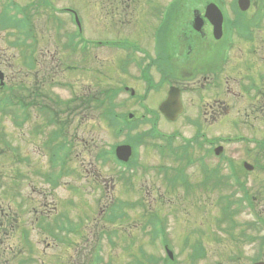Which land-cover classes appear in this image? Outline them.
I'll return each instance as SVG.
<instances>
[{"label": "rangeland", "instance_id": "obj_1", "mask_svg": "<svg viewBox=\"0 0 264 264\" xmlns=\"http://www.w3.org/2000/svg\"><path fill=\"white\" fill-rule=\"evenodd\" d=\"M53 7L57 9L65 8L67 5H73L76 9H79V18L81 19L83 25V38L88 41H111V40H123L127 37L132 38L136 36L135 28L137 30L140 28L144 29L145 26H148V23L152 26L158 21L153 13V5L151 1L148 0H130L132 3L131 6L137 7L138 3L145 2V9L143 8L144 14H141V11L138 15H127L121 16L120 10L114 14V20L112 16L107 15L106 8L108 7L109 0H53ZM184 0L183 6L179 10L178 18H183L182 13H185L184 9L186 8H198L197 0L193 1ZM154 4V3H153ZM60 6V7H59ZM188 10V9H187ZM143 13V12H142ZM52 18L45 17V25L41 24V20L38 21L34 18V27L39 36L40 42L44 40V43L49 44L48 46H42L39 49V54L44 53L46 48L55 46V43L60 45V62L54 63V66H57L55 70L49 68V64H44L36 67L32 73H37L41 76L44 72L50 71L58 72L57 77H54L53 84L54 86L48 83L44 86L46 93L50 96L49 102L56 100L58 97L60 99V112L61 119L63 120L62 131H69L65 136L64 149L67 152V155L64 156V171H62L56 165L50 164L51 152L45 151L43 144H40V137H35L32 139L33 142H27L28 139H22L20 135L13 134L12 138V147L20 148L18 150L19 157L17 159H6L2 158L0 154V171L7 168H19V174L17 175V180L22 185L21 196H19L22 201L26 199V196L31 197L33 202L28 206L27 211L24 213L27 215L26 220L29 224L30 213L32 210L31 206L39 210L37 206L40 201V196L38 192L40 190L44 191L45 204L42 207V211H48L49 214L47 218L43 220H37V223L33 224L30 237L32 238V248L35 250L31 258L34 259L33 264H55L56 261L51 259V255L57 256L59 251L63 248H72L73 241H77V237L68 236L69 240L61 246L60 250L58 246L55 248L46 247L47 244L51 243L52 247L54 242H52V231L46 230L44 227L47 223L55 227L53 224L54 220L60 215L68 217L73 222L83 218L86 222L84 227L85 230L90 228V222L95 215L102 210L104 207V212L113 205L121 206L120 203L130 201L134 208L126 210L122 208V211H126V224H120V221L115 225L108 224L109 230H116L117 235L113 236L114 246L106 245V253L109 257L113 258L121 248L120 242H125L129 245L130 239L134 238V243L132 246L133 251H138V247L142 246L143 251L148 255L149 259H159L164 258L165 253L162 248V244L157 240L154 244L150 241V228H146V222L148 220V212H152L153 207L160 201L163 203V214L166 217V239L168 242L170 251L173 252V264H192L190 254L193 252L194 246L199 243L203 249L206 250V256L204 258L194 261L195 264H248L250 262V251L249 247L245 244L235 245L236 242H232L231 239L227 238L226 233V224L219 223V228L217 226V218L219 219V213L221 214V209L218 207L219 196L224 197L230 193V190L226 184V166L225 162L231 160L237 168L242 169V179L246 182V187L250 190L251 185L254 183L255 174L258 175V182L264 179V170L258 171V167L264 168V121H259L258 116L261 115V111H252L249 112V107L243 104L241 106H235L234 101L231 98L225 99V105H227L228 110L224 111V114H221L218 117L217 114L208 111L206 114L201 112L198 109L197 104L192 108L189 106L188 111L181 116V120L175 124L167 123L165 120L159 118L157 111L156 115L159 118V121L156 124V127L151 128L149 125L145 127H138L130 132V135H135L137 133L145 132L147 136L150 133L152 136L155 133L174 136V139L177 144L181 143L182 140L190 142L191 149L196 154V157L200 158L207 152H212L214 147L217 145L221 146L222 156L220 161L217 158L213 157L211 154L208 158L195 159V165L182 166L185 172V176H190V181L193 185L196 184V190L190 191L186 194L185 190L181 187H173L172 190L167 189L166 184L168 179L165 178L160 172L162 170L172 169V167H177V162H172V157L169 159H162L160 153L155 148L157 145L161 144L160 140H156V144L152 146L139 147L135 150L136 162L138 167L133 174L127 175L124 177L123 174L119 173L121 170H124L122 167L117 166L114 163L107 164L105 166H100L99 163L95 161V155L97 151H103L110 149V146L123 142L126 138L125 132L119 136H116L113 131L107 128L106 124L101 121V117L105 114V100L100 99V94H98L99 100L96 101L93 98L92 102L90 101L88 94H93L98 89L106 87H121V81H124L121 77V73L118 69V63L123 60V53L119 49L111 50L105 48H87L85 53L80 52L78 49L75 51L71 50V41L68 42L67 39L72 37L74 33L75 26L66 14L52 15ZM117 20H123L126 23L125 26H119ZM47 24V25H46ZM135 24V25H134ZM133 26V27H132ZM135 27V28H134ZM150 27V26H149ZM142 29V30H143ZM185 28L177 32V40L181 42L183 40V34H187ZM54 30L55 33L50 32ZM1 39L11 40V39H21V36L17 33L13 34L12 37L9 35L8 31L5 29L0 30ZM23 38V37H22ZM143 39V38H141ZM143 41L144 50L147 54H152L150 49V39L144 38ZM2 42V41H1ZM165 45L160 46L159 49H168L167 55H179V56H188V55H197L196 50L198 49L196 45L188 47V44L184 41L182 42V47L179 48L178 53H176V46ZM172 49V51L170 50ZM244 47H233L228 48L225 52L226 58L229 59L228 67L232 62L237 58L236 56L245 54ZM56 48H50L48 56L39 55L34 57L37 58V62L40 61V56L45 59H50ZM249 50V49H248ZM1 56L3 58H8V63L10 65V72H14L16 79L25 83V69L24 67L28 66L33 61H28L27 56L23 51L16 50L14 48H7L5 45L0 46ZM29 51V50H28ZM156 53V49L155 52ZM157 54V53H156ZM218 54V53H217ZM214 54V55H217ZM26 56V57H25ZM59 57H56L54 62H57ZM214 56L211 57L212 62L214 61ZM234 59V60H233ZM30 62V63H28ZM236 62V60H235ZM231 63V64H230ZM60 65V68L58 67ZM37 71V72H36ZM7 75L9 70L7 69ZM100 73L98 79L102 82L100 86L98 82L92 79L93 73ZM48 74H51L48 72ZM52 75V74H51ZM54 76V75H53ZM221 81H228L229 84L223 87V95L227 93L224 92L227 87L233 92L232 84L234 75L232 71H226L221 76ZM47 80H49L47 78ZM43 82V80H42ZM40 84V83H38ZM51 84V85H50ZM35 85H33L34 87ZM53 86V87H52ZM86 90H90V93H87ZM110 90V89H109ZM210 96V95H209ZM125 97L123 93H119L118 98L116 99L117 104H121L120 107H117L116 110L118 113L121 112H130L129 109H126L122 105V98ZM191 98L194 100L195 96L187 95L184 97V100L188 102V99ZM74 99H77L74 101ZM64 101H69V105H64ZM81 104L86 113H79L76 110L77 105ZM189 105V103H187ZM135 109V108H134ZM248 110V111H243ZM223 112V111H222ZM38 112H32V119H39ZM79 113V114H78ZM140 113V112H139ZM250 114V117H244L245 115ZM78 114V115H77ZM210 114V115H209ZM107 116V115H105ZM3 119V118H2ZM185 119L199 120L200 125L197 127L193 124H189ZM216 119V120H214ZM9 119L4 117V125L7 129L10 128ZM213 121H215L213 123ZM197 123H195L196 125ZM3 126V125H2ZM114 127V125L112 126ZM58 130L56 126H52L48 123L47 132ZM152 130L155 132H152ZM152 137L150 136L149 139ZM196 139V140H194ZM203 141L206 142L205 145L202 144ZM148 141V140H147ZM27 142V143H26ZM183 142V141H182ZM202 148L201 150H199ZM24 149V150H23ZM2 150H0L1 152ZM69 153V155H68ZM26 158L28 160H26ZM166 158V156H165ZM218 161V162H217ZM255 161L257 164H255ZM19 164H16L18 163ZM204 164L206 167L211 168L212 171H215L221 179L222 183L217 181L215 178L210 180V183L204 185V189L200 188L203 185L197 184L201 179V170L200 165ZM247 165L252 167L250 172L244 170V166ZM157 168L160 169L157 171ZM163 168V169H161ZM30 171L31 187L28 186V181L24 172ZM42 171L45 174H56L58 172H63L64 175H60L59 186L55 189V186H49L42 184L40 175ZM245 172V173H244ZM50 175L49 177H52ZM95 175L99 179V185L101 186L98 191L94 187L93 183L95 182ZM42 177V176H41ZM95 184V183H94ZM217 188L218 190H214ZM76 190V193L73 192ZM79 190V193H77ZM166 191H168L166 195ZM206 192V195L204 194ZM250 192H253L250 190ZM138 202H143V206L138 204ZM235 204H232L230 208H234ZM155 209V208H154ZM24 211L25 208L21 206L18 211ZM169 210V212H168ZM120 212L117 213V215ZM35 214H33L32 217ZM144 216V221L141 219V216ZM234 221L237 223L238 227L232 232V235L238 236L241 232H247V224L249 222V217L245 210H241V213L233 216ZM141 225L143 226L141 230L136 227ZM90 221V222H89ZM145 225V227H144ZM128 229V230H126ZM120 231V232H119ZM123 233V236H122ZM64 237V233H60ZM44 236L48 238L43 239ZM79 239V238H78ZM43 240V242H42ZM188 242L185 244L184 242ZM104 238H100V244L104 245ZM102 254L100 257L103 259L105 254L104 246H101ZM99 248V252L101 251ZM128 249V248H127ZM232 256L237 257L236 262L234 261L227 262V257ZM22 254L18 256V260L28 258ZM131 257L129 252L121 259L120 254L118 253L114 262L112 259H108L107 262L113 264H126L129 263ZM104 262V261H103ZM70 263V260L68 261ZM169 263V262H168ZM148 264H162L161 262L149 261ZM167 264V263H166Z\"/></svg>", "mask_w": 264, "mask_h": 264}, {"label": "flooded vegetation", "instance_id": "obj_2", "mask_svg": "<svg viewBox=\"0 0 264 264\" xmlns=\"http://www.w3.org/2000/svg\"><path fill=\"white\" fill-rule=\"evenodd\" d=\"M148 1L152 2L151 5L154 6L153 13L158 17V21L153 25V28H151L152 24L149 23L144 29L142 28L143 30L141 28L137 30V27H134L136 36L125 38V45L131 43L139 46L138 53L145 51L142 45L145 41L144 38H148V42L150 39L152 52L149 55H125L123 57V66L121 67L124 80L122 89L125 96L123 105L132 109L135 108L132 110L135 114L128 115V122H132L135 126H155L161 116L159 115L158 118L156 114L155 117L152 114H154V111L158 112L157 107L166 99L171 87L178 90L183 113L188 111L189 106L195 108L193 107L195 102L203 114L210 111L217 115L220 112L217 115L220 117L221 114H224V111L228 110L227 105L224 104L226 97H232L235 106L240 107L243 104L244 107L247 105L250 108L249 112L261 111L262 116H258V119L264 121V0H197V2L199 1V7L184 9L185 13L181 14L183 18H178V16L179 10H182L180 8L183 6L184 0ZM172 3L176 8H164L167 4ZM53 5H55L53 0H0V30L3 14L9 17L20 14L26 18L28 32V40L23 45L28 49L48 46L49 44L44 43V40L40 42L34 27V18L39 21L43 17L40 21L41 24L45 25V22L49 24V21L54 19L50 16L59 15L60 13V10L53 7ZM131 5L130 0H109L105 13L112 16V20H114V14L119 10L121 15L119 17L138 15L140 11L142 15L144 14L145 2L138 3L137 7ZM209 6H215L221 15L219 39H215L212 33V24L209 23L210 20L206 17L205 12ZM211 11L215 10L211 9ZM161 12L172 14V20L175 24H164L161 27L159 25ZM45 17H49L51 20L44 21ZM117 23H119V26L126 25L123 20H117ZM183 27L185 28L183 32L186 30L187 34L184 33L183 40L179 42L176 34L182 31ZM5 30L10 31L12 29L6 27ZM50 32L55 33L54 30H50ZM184 41L188 44V47L197 46V55L169 56L167 55L168 49L162 50V55H154L155 49L157 51L160 48L159 46L173 43V46H176V53H178ZM2 44L7 48L23 46L21 41H15L14 39L4 41L0 36V46ZM226 47H244L249 50L245 49L244 55L236 56V62L233 59L234 61L228 67L229 59L225 61L224 57L221 56L222 48ZM50 48H56V52L50 59L40 56V61L37 62V58L32 56L28 57L27 60L30 62L35 61L36 67H42V65L48 63L49 68L55 70L57 66L53 64L60 62L59 58L57 62H54L60 54V45L55 43V46ZM170 50L172 51V49ZM126 53L129 54L130 52L126 51ZM217 53L218 55H214ZM48 54L49 48L47 47L44 53L40 55L48 56ZM213 56L215 58L212 62L211 57ZM8 61V58H3L0 54V72L3 73V79L0 80V98L7 101L5 107L12 110L22 108L25 113H23V118L20 116L18 119L8 120L11 129H7L4 125V119H0V150H2L0 154L2 158L17 159V152L21 149L11 146L12 138H14L13 134L20 135L22 139H28L27 142H33L32 139L35 137H40L42 143L44 139H48L47 129L50 122L42 118L40 120L32 119L31 113L35 112L32 104L33 96L34 94L46 95L47 88H43V85L47 84L48 77L58 75V72L47 69L52 75L44 72L39 76L37 71V73H32V63L28 62L30 64L26 66V81L22 83V81L16 79L13 71L10 72L11 67L7 64ZM7 69L9 70L8 75ZM226 71H232L234 75L232 84L234 91L231 92L227 87L224 91H227V93L223 95V87L227 86L229 82L223 81V78L221 81L220 76ZM33 85H35V89ZM187 95L195 96L194 100L196 101L189 98L186 102L184 97ZM56 107L59 108L60 103ZM198 109L196 110L198 111ZM40 110H43L42 107H40ZM183 113L171 124L180 121ZM38 117H41V115H38ZM244 117H250V114L246 113ZM185 121L191 125L193 124V126H195V123H197L196 126L200 125L199 120L193 122V120L185 119ZM58 124L60 128V122ZM204 155L206 156L207 153ZM257 170L263 171L264 168L258 167ZM30 173V171L24 172V176H26L28 186L33 193ZM42 173L44 172L42 171ZM18 174L19 168L14 167L0 171V264H17L16 257L23 245L22 240L25 239L24 244L27 245L26 240L32 231L33 221L30 217L32 213H30L28 224L26 217L18 219L17 209L14 207L18 187L21 194L22 185L27 184V182L25 184L18 182ZM254 178L255 184L250 187L253 192H251L252 205L249 209L250 224L247 247L250 251V263L262 262L264 264V179L257 183L258 175L255 174ZM43 192L42 190L38 192L40 201L37 206L39 207H43L45 204L46 196ZM20 202H23L22 199H20ZM24 202L31 204V197L27 195ZM89 224L92 228L83 233L84 236L87 235L86 237L77 238V241L73 244V249H71L73 250L71 256L68 255L69 257H67L66 253H62L60 256L59 252L52 259L60 262L59 264H111L107 260L112 258L106 253V245L108 244L107 224L100 219H92ZM85 229L86 227L82 230ZM101 237L104 238V245L100 244ZM101 246L105 248L103 259L100 257L102 254ZM97 247L101 249L99 257L94 255ZM124 251L125 249L121 250V252ZM69 260L70 263H68Z\"/></svg>", "mask_w": 264, "mask_h": 264}, {"label": "water", "instance_id": "obj_3", "mask_svg": "<svg viewBox=\"0 0 264 264\" xmlns=\"http://www.w3.org/2000/svg\"><path fill=\"white\" fill-rule=\"evenodd\" d=\"M174 94L169 92V98L158 107L162 115H164L168 120H172L177 114L180 113V105L178 100L175 97H172ZM179 107V108H178ZM116 155L119 159L125 161L128 157V148H118Z\"/></svg>", "mask_w": 264, "mask_h": 264}]
</instances>
